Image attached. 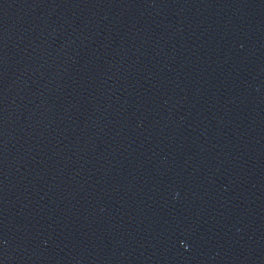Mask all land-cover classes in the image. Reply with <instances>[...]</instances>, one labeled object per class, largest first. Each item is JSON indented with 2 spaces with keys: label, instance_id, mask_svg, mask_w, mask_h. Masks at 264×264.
I'll return each mask as SVG.
<instances>
[{
  "label": "water",
  "instance_id": "1",
  "mask_svg": "<svg viewBox=\"0 0 264 264\" xmlns=\"http://www.w3.org/2000/svg\"><path fill=\"white\" fill-rule=\"evenodd\" d=\"M0 264H264V0H0Z\"/></svg>",
  "mask_w": 264,
  "mask_h": 264
}]
</instances>
